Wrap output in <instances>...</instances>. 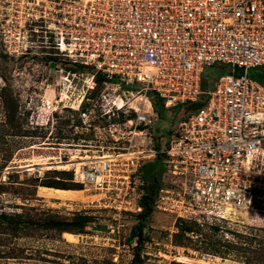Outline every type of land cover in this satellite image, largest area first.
I'll return each mask as SVG.
<instances>
[{
	"label": "built area",
	"instance_id": "obj_1",
	"mask_svg": "<svg viewBox=\"0 0 264 264\" xmlns=\"http://www.w3.org/2000/svg\"><path fill=\"white\" fill-rule=\"evenodd\" d=\"M10 10L18 25L40 26L44 48L94 78L141 85L127 91L136 103L123 112L127 146L80 161L82 183L116 192L113 206L128 210L145 193V164L164 157L156 209L199 223L227 219V207L231 215L264 210V83L249 76L264 66V0H12ZM216 64L229 72L167 144H137L154 139L160 119L150 95L165 108L198 102L205 68ZM105 108L102 116H120L123 106Z\"/></svg>",
	"mask_w": 264,
	"mask_h": 264
},
{
	"label": "rangeland",
	"instance_id": "obj_2",
	"mask_svg": "<svg viewBox=\"0 0 264 264\" xmlns=\"http://www.w3.org/2000/svg\"><path fill=\"white\" fill-rule=\"evenodd\" d=\"M11 5L0 0V264H133L139 247V264H264V210L231 215L228 209L227 219L199 223L153 207L142 219V196L129 198V209L120 211L113 206L116 192L82 183L73 167H27L127 146L123 112L133 103L127 91L141 85L103 83L91 69L47 50L45 34L35 31L40 26L15 23ZM229 69L205 68L200 103ZM249 76L264 82V66ZM116 104L123 106L120 116H102ZM83 110L95 113L83 117ZM190 112L191 103L164 109L154 139L143 136L137 144L152 146L158 135L165 146ZM141 180L139 192L146 193L150 179Z\"/></svg>",
	"mask_w": 264,
	"mask_h": 264
},
{
	"label": "trees",
	"instance_id": "obj_3",
	"mask_svg": "<svg viewBox=\"0 0 264 264\" xmlns=\"http://www.w3.org/2000/svg\"><path fill=\"white\" fill-rule=\"evenodd\" d=\"M77 66H80V68H82V69H86V68L88 69L89 68L92 70V68L84 66V65H77ZM77 66H76V68H78ZM72 70H74V69H72ZM74 71H76V70H74ZM99 77H102L103 83L117 81L115 78L108 79V78L104 77L101 73H97L95 78H99ZM203 84H204V82H203ZM150 96H151V100L153 102V105H154L156 112L159 114L160 117H162L164 109H166L164 101L161 100L160 98H158L157 96H155L154 93H152ZM202 105H203V103H200L199 101L195 102V103L192 102L191 103V111L192 110L196 111ZM178 107L183 108L184 105H179ZM156 147L159 149L161 148L159 141L156 142ZM142 198H143L142 203H143L144 210H143V213L141 214V217H142V219H144V218L147 219L151 215L153 207H155V191L147 189L146 193L142 196ZM215 227L219 228L220 226L216 225ZM137 233L140 235L139 243H140V245H142L143 240H144L143 239V228L139 227ZM137 233L135 235H137ZM131 241H133V240H131ZM140 248L141 247H139L137 252H136V255H135L134 260H133V264H139L141 262V254H140V250H139Z\"/></svg>",
	"mask_w": 264,
	"mask_h": 264
},
{
	"label": "bare ground",
	"instance_id": "obj_4",
	"mask_svg": "<svg viewBox=\"0 0 264 264\" xmlns=\"http://www.w3.org/2000/svg\"><path fill=\"white\" fill-rule=\"evenodd\" d=\"M123 103V100H121L119 102V104ZM90 157L89 156H79V155H73L72 159L70 161H64V160H57V158H44L42 160L39 159V163H34V164H30L28 165L27 167H35V166H39L40 170H49V169H53V168H50V166L52 165H55L56 167L58 168H63V169H67L69 167H73L76 172H78L79 174H81V167H82V163L79 162V160H88ZM54 162H51L49 160H55ZM33 170V169H31ZM228 209H231V207H227L225 208V210H228Z\"/></svg>",
	"mask_w": 264,
	"mask_h": 264
},
{
	"label": "water",
	"instance_id": "obj_5",
	"mask_svg": "<svg viewBox=\"0 0 264 264\" xmlns=\"http://www.w3.org/2000/svg\"><path fill=\"white\" fill-rule=\"evenodd\" d=\"M164 160L165 158H159L153 162H149L145 164L143 168V175L147 177H151L154 173L159 175L162 178L163 170H164ZM158 189L156 190L155 194H157Z\"/></svg>",
	"mask_w": 264,
	"mask_h": 264
},
{
	"label": "flooded vegetation",
	"instance_id": "obj_6",
	"mask_svg": "<svg viewBox=\"0 0 264 264\" xmlns=\"http://www.w3.org/2000/svg\"><path fill=\"white\" fill-rule=\"evenodd\" d=\"M148 179H150L149 181V188L148 190H153L155 191L157 187H159L160 183H161V179L159 177V175L157 174H153L151 177H148Z\"/></svg>",
	"mask_w": 264,
	"mask_h": 264
}]
</instances>
